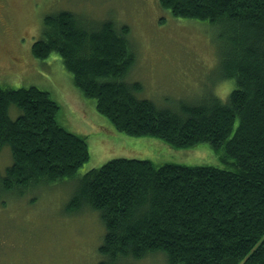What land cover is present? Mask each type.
I'll use <instances>...</instances> for the list:
<instances>
[{"label":"trees","instance_id":"16d2710c","mask_svg":"<svg viewBox=\"0 0 264 264\" xmlns=\"http://www.w3.org/2000/svg\"><path fill=\"white\" fill-rule=\"evenodd\" d=\"M181 18L221 27L218 59L226 99L157 109L125 81L134 58L125 31L111 21L90 28L69 11L47 16L32 46L38 59L55 53L75 84L114 128L154 136L175 147L208 142L229 168L157 165L113 159L83 174L70 208L90 206L106 233L98 264H137L161 252L168 264H264V0H160ZM20 110L11 118L10 107ZM59 104L35 86L0 85V194L18 187L75 178L89 159L87 139L58 121Z\"/></svg>","mask_w":264,"mask_h":264},{"label":"rangeland","instance_id":"374dc122","mask_svg":"<svg viewBox=\"0 0 264 264\" xmlns=\"http://www.w3.org/2000/svg\"><path fill=\"white\" fill-rule=\"evenodd\" d=\"M61 11L72 12L87 29L111 21L119 34L125 31L127 52L134 58L125 81L139 83L136 96L151 100L159 110L171 111L180 102L197 104L209 94L224 100L234 86L219 78L223 73L216 34L221 27L176 17L160 0H0V85L50 92L60 106L58 121L86 137L90 152L75 178L0 194V264H98L106 233L100 213L90 206L69 205L79 178L110 160L229 168L208 142L180 148L154 136L116 130L97 111L95 99L79 90L60 56L36 58L32 46L43 36L44 19ZM9 114L15 119L20 110L12 105ZM11 163L4 148L2 175ZM136 263L168 264L161 252Z\"/></svg>","mask_w":264,"mask_h":264}]
</instances>
